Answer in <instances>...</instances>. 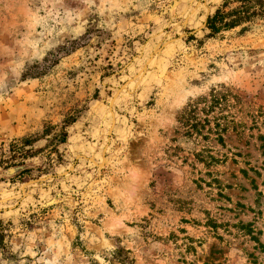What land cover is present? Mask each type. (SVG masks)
Segmentation results:
<instances>
[{"label": "rangeland", "instance_id": "obj_1", "mask_svg": "<svg viewBox=\"0 0 264 264\" xmlns=\"http://www.w3.org/2000/svg\"><path fill=\"white\" fill-rule=\"evenodd\" d=\"M221 3L0 0V264H264V19Z\"/></svg>", "mask_w": 264, "mask_h": 264}, {"label": "trees", "instance_id": "obj_2", "mask_svg": "<svg viewBox=\"0 0 264 264\" xmlns=\"http://www.w3.org/2000/svg\"><path fill=\"white\" fill-rule=\"evenodd\" d=\"M261 19H264V0H222L214 12L206 18L205 28L208 30L206 37H215L222 31L243 24H252ZM2 229L0 228V239Z\"/></svg>", "mask_w": 264, "mask_h": 264}]
</instances>
